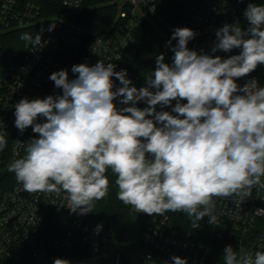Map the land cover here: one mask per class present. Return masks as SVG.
Returning a JSON list of instances; mask_svg holds the SVG:
<instances>
[{
  "label": "clouds",
  "instance_id": "1",
  "mask_svg": "<svg viewBox=\"0 0 264 264\" xmlns=\"http://www.w3.org/2000/svg\"><path fill=\"white\" fill-rule=\"evenodd\" d=\"M244 17L246 28L237 21L216 31L211 53L240 49L228 58L190 50L196 33L175 28L165 45L174 53L172 63L157 55L140 88L111 61L73 65L74 79L67 70L52 73L49 79L62 94L25 97L14 106L15 127L20 133L31 127L38 137L8 170L26 192L64 193L67 208L78 215L94 212L95 202L107 196L110 170L117 198L138 213L181 212L193 229L205 217L217 224L218 199L242 202L254 188H264V86L256 79L243 87L236 82L264 65V4L249 3ZM20 39L40 49V33ZM113 77L121 86L115 87ZM140 102L147 106L138 107ZM6 146L0 133V151ZM102 228L98 224L95 231ZM222 261L264 264V250L238 255L228 245ZM54 264L71 262L56 258ZM163 264L187 259L172 256Z\"/></svg>",
  "mask_w": 264,
  "mask_h": 264
},
{
  "label": "built area",
  "instance_id": "2",
  "mask_svg": "<svg viewBox=\"0 0 264 264\" xmlns=\"http://www.w3.org/2000/svg\"><path fill=\"white\" fill-rule=\"evenodd\" d=\"M48 3L0 0V27L5 30L55 24L52 31L48 30L41 37V44L37 46L40 49L33 50L32 46L16 63L2 67L0 51V133L7 139V146L0 151V264H16L24 257L32 264H54L56 258L67 259L71 264H86L96 259L97 241L105 245L112 237L105 223L97 236L98 224L87 223L72 213L67 208L64 193L58 196L26 192L15 174L8 170L12 161L25 155L27 143L38 137L31 127L23 133L15 127V104L25 97L32 100L62 94L49 77L56 71L67 70L69 79H74L77 74L71 72L73 65L87 63L91 66L99 60L111 61L116 64L115 70L120 71L134 31L146 20L156 19L171 33L177 27L191 28L196 35L188 45L197 52L223 58L239 54L240 49L211 53L216 31L237 21L246 28L247 5L264 4V0H108L106 5L116 9V19L104 32L87 28L79 21L80 14L87 10L88 0H56L61 11L51 17L45 16ZM172 4L184 6L182 17L173 27L161 15ZM253 79L258 80L251 73L236 82L243 87ZM113 81L115 87L121 86L115 77ZM131 81L137 88L145 86V81ZM259 85L262 86L260 82ZM115 103L118 107L124 106L119 98ZM137 106L147 105L140 102ZM157 110L171 111V107L160 109L157 106ZM38 122H43V118ZM17 141L24 144L18 146ZM259 209H264V188H254L242 202L239 197L218 199V223L208 224V217L203 220L213 240L236 241L240 254L254 255L264 250V236L257 237L258 222L264 220V212ZM140 216L144 223L138 247L127 252L116 242L115 264H122L123 257L130 264H163L171 261L172 256L186 258L187 264L205 263L207 252L197 244L191 232L178 229L167 212L163 216L141 212ZM148 256L151 261L147 260Z\"/></svg>",
  "mask_w": 264,
  "mask_h": 264
},
{
  "label": "trees",
  "instance_id": "3",
  "mask_svg": "<svg viewBox=\"0 0 264 264\" xmlns=\"http://www.w3.org/2000/svg\"><path fill=\"white\" fill-rule=\"evenodd\" d=\"M49 0H44L45 4ZM46 10L48 17L61 11L56 4V0ZM108 0H88L86 11L80 14L79 21L97 32H104L112 24L116 17V9L106 5ZM184 6L172 4L168 9L163 10L161 15L168 24L175 26L178 19L182 17ZM45 24L24 29L5 30L0 27V51L2 54V67H7L21 60L22 56L32 47L26 41L20 39L23 33H29L33 39L40 33L41 37L46 34ZM172 33L168 32L163 24L156 19L144 21L133 33L130 47L121 62V70L126 69L128 78L131 80L145 81L144 77L155 70V57L159 54L165 55V62L171 64L174 53L166 47V42L171 38ZM177 41H172L175 46ZM188 48L193 50L189 45ZM252 74L264 86V65L259 66ZM186 103V101H183ZM110 181V188L107 196L95 202L94 212L87 215H78L87 223L103 224L109 222L111 225V235L115 240L130 252L137 248L138 241L133 242L129 238L130 226L133 220L134 211L131 206H126L117 198L118 188L115 184L116 176L109 170L106 174ZM175 226L182 231H189L193 234V239L207 252L204 264H223L222 254L226 246L231 245L239 255L238 243L232 240L217 242L210 237L209 227L205 220L199 222V228L193 229L189 218L181 212H167ZM259 233L257 237L264 236V220L258 222ZM16 264H32L29 258H20Z\"/></svg>",
  "mask_w": 264,
  "mask_h": 264
},
{
  "label": "rangeland",
  "instance_id": "4",
  "mask_svg": "<svg viewBox=\"0 0 264 264\" xmlns=\"http://www.w3.org/2000/svg\"><path fill=\"white\" fill-rule=\"evenodd\" d=\"M115 19H116V17H115ZM114 22H115V20L112 22V24L108 28L112 27ZM45 26H47V24H45ZM46 29H48V27H46ZM133 211H134L135 215L133 216V220H132V223L130 226L129 238L131 241L136 242V241H138V239L141 236L144 219L142 216H140V213H138L135 210H133ZM99 234H100V232L97 233V236ZM101 234L105 235L106 233L102 232ZM116 242L117 241L115 240L113 235L110 239V242H108L105 245H103L99 241H97L96 259L94 261L87 262L86 264H115L116 255L118 253V248L115 244Z\"/></svg>",
  "mask_w": 264,
  "mask_h": 264
},
{
  "label": "water",
  "instance_id": "5",
  "mask_svg": "<svg viewBox=\"0 0 264 264\" xmlns=\"http://www.w3.org/2000/svg\"><path fill=\"white\" fill-rule=\"evenodd\" d=\"M107 230L110 232L111 231V225L109 222L106 223ZM122 264H130V262L123 257V263Z\"/></svg>",
  "mask_w": 264,
  "mask_h": 264
}]
</instances>
